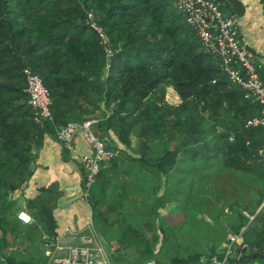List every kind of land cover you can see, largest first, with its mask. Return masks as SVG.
<instances>
[{
  "label": "trees",
  "instance_id": "obj_1",
  "mask_svg": "<svg viewBox=\"0 0 264 264\" xmlns=\"http://www.w3.org/2000/svg\"><path fill=\"white\" fill-rule=\"evenodd\" d=\"M89 12L107 44L91 26ZM25 69L40 76L52 98L53 121L44 125L29 104ZM168 87L180 95V105L166 101ZM106 108L111 114L95 132L115 137L119 154L102 166L88 201L96 217H103L101 198L106 213L118 214L112 224L121 227V245L135 248L144 260L169 247L175 264H201L202 258L210 264L212 256L221 257L223 231L209 236L214 247L207 254L200 236L191 233L194 243L182 244L160 221L167 203L184 199L190 177L221 161L260 186L259 201L245 208L255 218L241 213L230 229L240 235L238 245L248 244L253 255L264 253V127L247 126L261 110L206 52L175 0H0L2 230L15 204L11 185L31 175L44 135L55 136L57 127L82 123ZM132 134L139 138L136 154ZM194 199L199 207V197ZM39 206L30 202L48 244L55 238L51 210L46 202ZM10 244L6 235L0 237V264H23L19 252L7 254ZM253 255L241 253L231 264H246Z\"/></svg>",
  "mask_w": 264,
  "mask_h": 264
},
{
  "label": "crops",
  "instance_id": "obj_2",
  "mask_svg": "<svg viewBox=\"0 0 264 264\" xmlns=\"http://www.w3.org/2000/svg\"><path fill=\"white\" fill-rule=\"evenodd\" d=\"M241 2L246 10L238 23L240 34L246 44L264 55V0H241ZM225 5L226 9L234 14L226 2ZM91 153L92 148L86 143L80 131L67 145L58 141L53 135H44L42 145L37 150L31 175L25 182L20 183V187L18 184L15 190H12L11 197L15 204L6 222L8 226L5 230L0 227V237L6 235L11 241L7 247V254L13 255L19 252L18 257L25 261L23 264H53V257L65 256L70 247L88 246L103 250L105 264H175L173 257L176 254L169 247L157 254L159 245L156 259L144 260L135 248L121 245V227L117 223L111 225L118 217L110 219L103 213V217L96 219L92 203L88 199L82 198L68 206L57 205L60 197L67 193L73 196L76 192L72 189L79 183L83 185L85 171L82 158ZM32 201L40 202V206L42 202H46L51 210L55 238L53 240L50 238L48 244L43 241V236L48 239L43 222L24 224L17 220L18 213L21 211L29 213L34 220L36 210L30 208ZM167 204L160 211L162 222L168 213ZM102 206L99 207L101 212L104 209ZM184 218L186 220V214ZM224 243L225 240L218 245L219 252L224 250ZM21 244H28L25 247L27 252L18 249ZM241 247L239 246L238 252ZM246 247L242 254L245 256L255 254L254 249ZM3 256L0 251V261H4ZM206 261V258H202L201 264H205ZM246 264H264V253L253 255L252 259L246 260Z\"/></svg>",
  "mask_w": 264,
  "mask_h": 264
},
{
  "label": "built area",
  "instance_id": "obj_3",
  "mask_svg": "<svg viewBox=\"0 0 264 264\" xmlns=\"http://www.w3.org/2000/svg\"><path fill=\"white\" fill-rule=\"evenodd\" d=\"M175 3L177 8L184 13L188 25L194 29L206 52L218 60L221 71L233 84L243 90L246 100L259 106L261 115L249 119L247 126L264 127V80L258 72V61L246 48V42L240 34L235 15L226 9L224 0H175ZM88 19L102 42L107 44L106 35L96 23L93 12L88 13ZM107 55L111 56L110 49H107ZM259 67L262 65L260 64ZM24 74L27 80L29 104L35 112V121L40 125L53 121L52 98L43 85L42 79L30 69H25ZM99 120L98 117H90L82 123L71 121L55 129V136L61 143L69 144L80 131L86 143L92 148V153L82 158L85 171L82 195L86 199L90 197L91 187L102 166L119 154L109 144L107 138H100L96 134L94 127ZM261 207L257 212L261 210ZM244 215L250 221L255 218V215H250L247 211ZM18 219L24 224L34 222L32 216L26 211L19 212ZM239 240L240 235L229 233L221 257L214 255L209 259V263L231 264L232 259L238 258ZM52 262L53 264H105V259L101 248L72 246L65 256H55Z\"/></svg>",
  "mask_w": 264,
  "mask_h": 264
},
{
  "label": "rangeland",
  "instance_id": "obj_4",
  "mask_svg": "<svg viewBox=\"0 0 264 264\" xmlns=\"http://www.w3.org/2000/svg\"><path fill=\"white\" fill-rule=\"evenodd\" d=\"M259 65L257 62L258 72L264 80V68L259 67ZM165 98L172 106H178L182 103L180 95L173 87L167 88ZM109 114H111V109L106 108L99 115L91 117L104 119ZM130 137L132 141L131 152L136 154L139 147V138L135 134ZM104 138H107L111 146L117 144L113 136ZM203 172H199L196 174L197 176L194 175V177L188 179L186 186L183 188V193L186 196L183 200L181 199L182 201L175 200L167 204L168 213L163 218V223L165 228L172 230L175 237L182 244L185 242L194 243L191 233L198 236L202 235L200 247L207 254H210L214 247L210 237L218 238L222 231L227 237L232 232L230 228L233 218L236 220L238 215L244 214L246 206H255L259 201L260 186L253 177L225 169L221 161L206 167ZM94 189L95 185L90 191L92 192ZM85 191H87L86 188ZM196 196L200 200L199 207L194 202ZM102 200L101 198L100 205H103L104 208L102 212L104 211L103 213L110 219L118 217L117 213H106L107 207H105ZM185 214L188 216L186 220L184 218ZM95 218L97 219L96 215ZM191 228L192 231H190ZM224 244H226V239ZM26 245L28 244H21L18 249L27 252ZM214 254H217V252Z\"/></svg>",
  "mask_w": 264,
  "mask_h": 264
},
{
  "label": "water",
  "instance_id": "obj_5",
  "mask_svg": "<svg viewBox=\"0 0 264 264\" xmlns=\"http://www.w3.org/2000/svg\"><path fill=\"white\" fill-rule=\"evenodd\" d=\"M226 4L232 9L238 23L240 21V19L244 16L245 13V6L243 5V3L241 2V0H225ZM246 48L247 50L254 56V58L256 60L259 61V63H261V65L264 68V55L259 53L255 48H253L252 46L246 44ZM21 184L18 185V187H20ZM16 186L11 185V190H15ZM73 192H76V194H74L73 196H69L68 193L65 194L64 196L60 197L57 201V205L58 206H68L71 205L79 200H81L83 198L82 195V185L79 183L75 188L72 189ZM245 246H248V244H244L239 251L238 254V259L242 253V251L244 250ZM238 262V261H237Z\"/></svg>",
  "mask_w": 264,
  "mask_h": 264
}]
</instances>
